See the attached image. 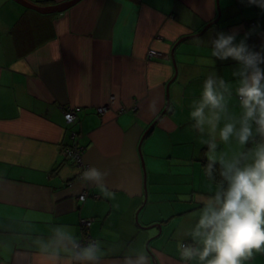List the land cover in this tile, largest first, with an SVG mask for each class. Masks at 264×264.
Wrapping results in <instances>:
<instances>
[{"label":"crops","instance_id":"crops-1","mask_svg":"<svg viewBox=\"0 0 264 264\" xmlns=\"http://www.w3.org/2000/svg\"><path fill=\"white\" fill-rule=\"evenodd\" d=\"M253 29L264 45V10L247 0H80L51 14L0 0V264H32L28 233L49 223L100 240L102 264L141 246L152 264H181L176 237L199 207L181 196L213 189L190 103L210 73L234 83L236 62L212 57L210 39ZM230 109L239 114L235 98ZM76 142L86 169L107 171L104 187L64 154ZM246 264H264V253Z\"/></svg>","mask_w":264,"mask_h":264},{"label":"clouds","instance_id":"clouds-1","mask_svg":"<svg viewBox=\"0 0 264 264\" xmlns=\"http://www.w3.org/2000/svg\"><path fill=\"white\" fill-rule=\"evenodd\" d=\"M247 3L264 10V0ZM252 31L238 41V30L210 39L212 57L236 62L234 83L210 73L190 103L192 127L205 137L204 174L213 189L181 196L199 205L176 237L181 264H246L264 253V45L248 44ZM233 98L239 114L230 109ZM107 175L89 167L82 179L104 187ZM104 195L113 194L105 187ZM28 240L32 264H102L105 255L100 240L84 243L67 224L49 223L47 234L29 232ZM121 264H152V258L141 246L129 249Z\"/></svg>","mask_w":264,"mask_h":264},{"label":"built area","instance_id":"built-area-1","mask_svg":"<svg viewBox=\"0 0 264 264\" xmlns=\"http://www.w3.org/2000/svg\"><path fill=\"white\" fill-rule=\"evenodd\" d=\"M250 46H252L251 44H249ZM164 57V54H162L161 52H158L156 50H149L148 52V59H153V58H162ZM105 107L103 108H99L98 111L100 113H104L105 111ZM65 119H66V122L67 123H73L75 121V113L70 111V112H67L65 114ZM64 154L66 156H69L72 157V158H75L78 160V162L80 163V166H82L85 170H86V167H84V162L82 160L83 158V154L81 153V149L79 148H75L73 150H68L66 152H64ZM88 198V193L87 192H83L80 196H79V200L80 201H85L86 199ZM82 225L85 226V228H89L91 226V221L90 220H82Z\"/></svg>","mask_w":264,"mask_h":264},{"label":"water","instance_id":"water-1","mask_svg":"<svg viewBox=\"0 0 264 264\" xmlns=\"http://www.w3.org/2000/svg\"><path fill=\"white\" fill-rule=\"evenodd\" d=\"M15 2H17L18 4L22 5L23 7H26L28 9H32V10H35L39 13H42V14H51V13H62L68 9H70L72 6H74L76 3H78L80 0H71V1H68V2H65V3H62V4H59V5H56V6H47V7H42V6H38L36 4H33L31 2H29L28 0H13ZM219 2V0H218ZM219 19V18H218ZM208 28L206 27L204 29L207 30ZM203 31V32H204ZM194 37V36H192ZM186 38H182L181 40H179L177 42V44L175 45L174 49L172 50V58L174 57V50L176 49V47L185 40ZM169 106V105H168ZM167 106V107H168ZM155 123H153L154 125Z\"/></svg>","mask_w":264,"mask_h":264},{"label":"trees","instance_id":"trees-1","mask_svg":"<svg viewBox=\"0 0 264 264\" xmlns=\"http://www.w3.org/2000/svg\"><path fill=\"white\" fill-rule=\"evenodd\" d=\"M245 23H246V26H250V25L255 26V25H256V20L246 21ZM248 44H251L252 46H255L256 50H259V48H260V46H261V44H260L255 38H253V37H250V38H249V40H248ZM70 111L74 112V110H72V109H68V110L65 112V114H66L67 112H70ZM98 112H99V111H98ZM99 113H100V112H99ZM64 116H65V115H64ZM73 123H74V122H73ZM68 124H72V123H68ZM151 131H152V130H151ZM151 131H149V132H151ZM73 134H75V136L77 137V134H76L75 132H73ZM75 148H78V149L80 148V149H81V153L84 154V150H83V148H82L81 146H79L78 142H76L75 145H73V146H71V147L65 149L64 152H66V151H68V150H73V149H75ZM66 157L69 158V156H66ZM69 159H73V160H75V161L77 162V164L80 165V163L78 162L77 159L72 158V157H70ZM205 164H206V162H205ZM81 177H82V175H81Z\"/></svg>","mask_w":264,"mask_h":264},{"label":"rangeland","instance_id":"rangeland-1","mask_svg":"<svg viewBox=\"0 0 264 264\" xmlns=\"http://www.w3.org/2000/svg\"><path fill=\"white\" fill-rule=\"evenodd\" d=\"M163 58V57H162Z\"/></svg>","mask_w":264,"mask_h":264}]
</instances>
